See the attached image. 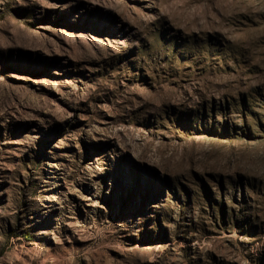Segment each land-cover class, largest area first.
Masks as SVG:
<instances>
[{
    "label": "rangeland",
    "instance_id": "rangeland-1",
    "mask_svg": "<svg viewBox=\"0 0 264 264\" xmlns=\"http://www.w3.org/2000/svg\"><path fill=\"white\" fill-rule=\"evenodd\" d=\"M0 264H264V0H0Z\"/></svg>",
    "mask_w": 264,
    "mask_h": 264
}]
</instances>
